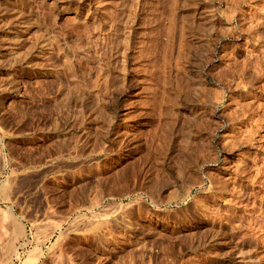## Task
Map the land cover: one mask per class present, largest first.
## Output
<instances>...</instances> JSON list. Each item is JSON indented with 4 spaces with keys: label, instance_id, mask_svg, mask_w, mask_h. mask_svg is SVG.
Here are the masks:
<instances>
[{
    "label": "rangeland",
    "instance_id": "374dc122",
    "mask_svg": "<svg viewBox=\"0 0 264 264\" xmlns=\"http://www.w3.org/2000/svg\"><path fill=\"white\" fill-rule=\"evenodd\" d=\"M235 1L0 0V264H264V0ZM89 69L114 92L75 128Z\"/></svg>",
    "mask_w": 264,
    "mask_h": 264
},
{
    "label": "bare ground",
    "instance_id": "6f19581e",
    "mask_svg": "<svg viewBox=\"0 0 264 264\" xmlns=\"http://www.w3.org/2000/svg\"><path fill=\"white\" fill-rule=\"evenodd\" d=\"M42 1V0H41ZM174 1H178V0H174ZM212 1H215V0H212ZM243 1H246V0H236L235 2L236 3H238V2H243ZM45 2V1H44ZM234 2V3H235ZM176 3V2H175ZM175 3H173V6H174V4ZM178 3V2H177ZM176 3V4H177ZM235 3V4H236ZM245 3V2H244ZM55 4V3H54ZM235 6V5H234ZM175 7H176V5H175ZM34 8V7H33ZM56 8V7H55ZM60 8L61 9H64L65 11H66V9H65V5L64 6H60ZM131 9V8H130ZM174 10V9H173ZM176 10V9H175ZM51 13V12H50ZM214 15H216V14H214ZM213 15V16H214ZM233 15V14H232ZM173 16H174V14H173ZM215 17V16H214ZM53 18V17H52ZM169 18V17H168ZM171 19H172V17H171ZM173 20V19H172ZM169 21H171V20H169ZM174 21V22H173ZM172 22L174 23H172V22H169V23H171V24H173L174 26H172V25H170V26H172L171 28H168V29H170L171 30V32H172V34H170V30H168L167 31V34H166V39H167V41H169V42H176L177 41V36L179 35V34H177V32H178V23H177V25H176V23H175V18H174V20H173ZM183 22H184V20H182ZM165 23V22H164ZM189 24V23H188ZM214 24V23H213ZM27 25V24H26ZM29 25V24H28ZM183 27H184V23H183V25H182ZM214 26V25H213ZM212 26V27H213ZM73 28V27H72ZM174 28V29H173ZM180 29V28H179ZM184 29V28H183ZM252 29V28H251ZM185 30V29H184ZM74 31H76L75 30V28H74ZM78 31H79V29H78ZM181 31V30H180ZM213 33L215 34V32L216 31H214V28H213ZM211 31V32H212ZM81 32V31H80ZM84 32V31H83ZM242 32V31H241ZM184 32L182 31V33L180 34V36L179 37H181L180 38V44L178 45L179 46V52H180V49H181V51H183V47H185V44L181 41V39H182V35H184L183 34ZM79 35V34H78ZM77 35V36H78ZM82 37V36H81ZM80 37V38H81ZM175 38V40H173ZM260 38V37H259ZM184 39V38H183ZM209 40V39H208ZM52 41V40H51ZM210 41H212V39H210ZM46 43H44V39H43V41L42 42H39L38 44H36V47H35V49H34V44H33V46H31V47H33L32 48V50H30L31 52L33 51V49H34V51L35 50H40L41 52H42V49H44V44H47V46L49 45V43H47L48 41L46 40L45 41ZM177 42H179V41H177ZM209 42V41H208ZM210 43V42H209ZM126 44L128 45V40L126 41ZM51 45H52V43H51ZM127 45H126V47H127ZM172 45H173V43H172ZM197 47H198V45H196ZM212 46V45H211ZM216 46V45H215ZM31 47L29 48V49H31ZM50 47V46H49ZM83 47V46H82ZM85 48V47H84ZM128 48H130V46H128L127 48H126V50H122V52H121V55L120 56H122V60H121V62L123 63V64H125V65H127V58H129V56H128V54H127V49ZM82 49V48H81ZM86 49V48H85ZM92 49V48H91ZM166 49V48H165ZM216 49V48H215ZM87 50V52H88V54H87V57L89 56V49H86ZM33 51V52H34ZM90 51H92V50H90ZM109 51V50H108ZM67 51H64L63 53H62V55L65 57V55H67V53H66ZM30 53V52H29ZM181 53V52H180ZM34 54V53H33ZM32 54V55H33ZM92 54V53H91ZM148 54V53H147ZM27 55H29L28 53H27ZM26 55V56H27ZM61 55V54H60ZM180 56H181V54H179ZM94 55L92 54V56L90 55L89 56V60H87L88 62L89 61H94V59H96L97 57L96 56H94ZM187 56V55H186ZM185 56V57H186ZM60 57H62V56H60ZM99 57V56H98ZM66 58V63L68 64V65H70L71 63H69V57H65ZM88 59V58H87ZM121 59V58H120ZM71 60V59H70ZM77 60H79V59H77ZM98 60V59H97ZM108 60V59H107ZM179 60V59H178ZM80 61V60H79ZM79 61L77 62L78 64H79ZM70 62H73L72 60L70 61ZM108 62V61H107ZM115 62H117V61H115ZM64 63V62H63ZM66 63H64L65 65H66ZM100 63V62H99ZM81 64H82V62H81ZM122 64V65H123ZM68 65H67V67H68ZM73 65V64H72ZM89 65V64H88ZM106 65V64H105ZM108 65H110V63H108L107 64V66L106 67H108ZM124 65V66H125ZM71 66V65H70ZM71 67H73V66H71ZM71 67L69 68L70 69V71L72 70L71 69ZM100 68L98 69V73H99V71H102L103 69L101 68V66H99ZM118 67V66H117ZM89 68H91V67H89ZM95 68V67H94ZM109 68H111L110 66L107 68V70L109 69ZM69 69L68 70H66V71H68L69 72ZM74 69V71L72 72V74H70V73H68V74H66L67 75V80H68V75H74L73 76V78L76 76V77H79L80 75H79V70L78 69H76L75 70V68H73ZM93 69V68H92ZM118 69V68H117ZM85 70V69H84ZM110 70V69H109ZM83 71V70H82ZM90 71H91V69H89L88 70V72L83 76L84 78V80H81V81H77V83L78 84H76L75 86H74V88H71V91H69L68 90V92H71L72 94H71V97L68 99L69 101V103H70V105H66L63 101V103H58V105L56 104V107H58V109L60 110V113H62V111L63 110H61V108H68V106L70 107V106H73L75 109H74V111H73V109H71V119H72V121H73V127H81V126H83V127H85V128H87V126H88V124H91V120L90 121H88V114L90 115L92 112H94V109L95 108H97L96 106V104H95V106L93 105L94 103V101H95V95H93V90H91L92 88L94 89V87L95 88H97V87H99L98 89H103V87H104V91L105 92H109V93H111V92H114L113 91V88H114V86H113V83L115 84V82L113 81V79H115V78H112V77H110L109 79H106V80H104V82L102 83V82H100V80H99V78L102 76L101 74H98L97 76H96V74H95V76H96V79L93 81V84L90 82V79L88 78V74L90 73ZM65 72V71H64ZM63 73V72H62ZM62 73H61V75L60 76H62ZM83 73V72H82ZM104 73V72H103ZM64 75H65V73H63ZM84 74V73H83ZM65 75V76H66ZM101 75V76H100ZM69 76V77H70ZM90 76V75H89ZM75 77V78H76ZM91 77V76H90ZM71 78H72V76H71ZM74 78V79H75ZM63 80V79H62ZM60 81V80H59ZM70 81V80H69ZM83 81V82H82ZM124 81H126L125 79H124ZM123 81V86H124V89H128V88H130L131 86H126V83ZM63 82H66L67 83V81L65 80H63ZM60 83H62V82H60ZM65 83V84H66ZM102 83V84H101ZM62 84H64V83H62ZM61 84V86H63V88L65 89V85H62ZM60 87V86H59ZM57 88V87H56ZM61 89H63L62 87H60ZM61 89H57V90H61ZM98 89H96V90H98ZM115 89H117L116 87H115ZM100 91V90H99ZM103 91V90H102ZM203 91V90H202ZM61 92V91H60ZM63 92V91H62ZM61 92V93H62ZM93 92V93H92ZM115 92H116V90H115ZM41 93V92H40ZM107 93H103L104 95L106 94L107 96L109 95V94H107ZM100 94V93H99ZM99 94H97L98 96H99ZM97 97V96H96ZM109 97H110V95H109ZM97 99V98H96ZM99 100H96L95 102H97L98 103V105L100 106H106L107 105V103L105 102L106 100H103L104 102L103 103H99V101H100V97L98 98ZM67 100V99H66ZM94 100V101H93ZM93 101V102H92ZM111 101V100H110ZM108 102V101H107ZM91 103H93L92 105H90ZM111 103H112V101H111ZM65 106L66 105V107H62L63 105ZM110 103H108V105H109ZM113 106V105H112ZM93 107H95V108H93ZM70 108H72V107H70ZM67 110V109H66ZM90 110L92 111L91 113H89L90 112ZM56 111V110H55ZM96 111V110H95ZM103 111V110H102ZM97 112V111H96ZM69 113V112H68ZM67 113V114H68ZM99 113H101V112H99ZM93 114V113H92ZM92 114L90 115V116H92ZM59 115V114H58ZM100 115V114H99ZM89 116V117H90ZM61 117L63 118V116L61 115ZM98 117V116H97ZM100 117V116H99ZM96 120H94V122H95ZM112 121V120H111ZM93 121H92V123H94ZM111 123V122H110ZM108 126H110L111 127V125L109 124ZM107 126V127H108ZM113 128H114V126H113ZM113 131V129L111 128V129H108V133L106 132V135H108V134H110L111 132ZM86 132V131H85ZM251 132V131H250ZM101 133V132H100ZM88 134V133H87ZM252 134V133H251ZM89 136L90 135H88V138H89ZM250 137V136H249ZM214 157V156H213ZM210 158V157H209ZM209 159H207V161H208ZM211 160V159H210ZM209 160V161H210ZM218 159H216V161H217ZM205 161V160H204ZM208 161V162H209ZM213 162V161H212ZM214 162H215V160H214ZM213 180H212V178L210 177V185H211V183H213L212 182ZM215 186V185H214ZM208 189V188H207ZM211 189V191H213L212 189V187L211 186H209V189H208V191ZM174 196V195H173ZM181 197V196H180ZM172 199V198H171ZM187 199L188 198H184L183 200H182V202H186L187 201ZM180 203V202H179ZM117 209V208H116ZM125 212V211H124ZM125 219H127V218H125ZM251 220V219H250ZM128 221V220H127ZM106 222V221H105ZM108 222H111V220L110 221H108ZM113 222V221H112ZM101 224V223H100ZM109 225H110V223H109ZM115 225V224H114ZM108 226V225H107ZM111 226V225H110ZM113 227V226H112ZM233 227V226H232ZM253 231V230H252ZM63 235L61 234V236H59L58 237V239H57V242L59 243V241H62L61 239L63 238L62 237ZM213 236V235H212ZM62 237V238H61ZM64 239V238H63ZM103 242V241H102ZM106 242V241H105ZM33 256H36L35 255V253L33 252V253H31L30 255H29V257H33ZM57 260V259H56ZM61 262V261H60ZM27 263H29V258H27L24 262H23V264H27Z\"/></svg>",
    "mask_w": 264,
    "mask_h": 264
}]
</instances>
